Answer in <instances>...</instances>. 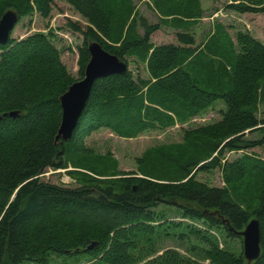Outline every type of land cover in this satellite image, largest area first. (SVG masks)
<instances>
[{"label":"trees","instance_id":"trees-1","mask_svg":"<svg viewBox=\"0 0 264 264\" xmlns=\"http://www.w3.org/2000/svg\"><path fill=\"white\" fill-rule=\"evenodd\" d=\"M55 1L86 23L66 22L83 39L77 78L62 64L52 33L0 45V264H55L54 256L79 254L96 264H197L173 249L156 256L155 243L175 237L192 253L195 243L205 244L201 256L209 264H247L242 253L220 249L210 232L242 241L238 233L252 219L259 225L260 255L250 264H264V162L248 154L223 156L264 145V118L258 117L264 44L244 32L233 39L215 22L212 34L196 45L191 30L203 13L198 0H169L174 17L166 23L176 29L175 42L161 45L150 42L160 24L133 14L129 0H0V18L12 10L18 21L32 13L47 19ZM236 1L226 8L264 14V0ZM89 42L125 64L135 58L148 78L127 70L96 80L71 138L55 142L59 97L84 77ZM215 101L225 106L216 122L184 130L182 143L146 150L135 173L117 171L115 160L113 167H101L85 146L102 129L134 139L184 124ZM68 164L76 185L40 179ZM214 169L222 187L196 180L199 172ZM160 206L176 211L180 221L160 215Z\"/></svg>","mask_w":264,"mask_h":264},{"label":"rangeland","instance_id":"rangeland-1","mask_svg":"<svg viewBox=\"0 0 264 264\" xmlns=\"http://www.w3.org/2000/svg\"><path fill=\"white\" fill-rule=\"evenodd\" d=\"M132 13L144 17L151 24H160V29L153 33L150 42L153 45L171 44L175 42V32L170 23L173 14L169 0H129ZM203 11L202 17L198 24L192 27L191 32L194 34L196 45H199L207 39L213 31V24L220 22L223 24L230 36L234 39L237 32L248 33L251 37L264 44V14L244 13L238 14L226 8L227 5L237 4L239 1L232 0H198ZM168 8L171 15H167ZM67 20L76 21L82 27L86 25L84 20L75 13L66 3L55 1L52 11L47 19L41 18L38 14L32 13L25 15L17 21L14 29L10 33V38L20 40L33 33H52L51 41L60 51V59L65 66L67 72L77 78L78 74V56L77 49L82 45V36L70 32L66 27ZM185 20V19H184ZM189 23L194 22L191 20ZM142 34V31L139 30ZM128 70L132 72L133 77L148 78L145 66L142 63H135V58H127ZM225 109L222 101H215L206 111L188 122L175 125L168 129H155L141 133L134 139H121L111 133L109 130L102 129L92 133L85 139L84 143L88 150H91L93 160L101 167L111 168L116 163V170L124 174L136 172L137 161L140 160L143 153L157 146H171L182 143L184 130L197 126L212 124L220 117V112ZM258 117L264 118V104L259 105ZM245 137L249 140L255 138L254 133H246ZM242 154L256 156L264 162V145L248 150H240L238 152H225L224 158L234 160ZM74 170L71 165H67L64 169L52 170L48 169L40 177L42 181L63 186L76 185L69 178L68 172ZM88 174V173H87ZM196 180L205 183L210 187L220 188L223 186L220 171L214 169L207 172H199L196 174ZM160 215L165 216L169 221H180V215L169 208L158 207L156 209ZM187 222L186 220H182ZM189 223V222H188ZM210 235L216 238V242L220 249L227 248L229 251L238 255L242 253V241L237 239H229L220 231L214 230ZM194 238H190L193 241ZM155 246L157 255L163 253L167 249L176 250L182 256H188L192 261L196 260L197 264H209L208 260L202 258V250L207 246L201 243H195V252L189 251V245L181 243L175 238H160ZM190 254V255H189ZM52 262L55 264H96L86 254L54 256ZM21 264H30L27 261Z\"/></svg>","mask_w":264,"mask_h":264},{"label":"water","instance_id":"water-1","mask_svg":"<svg viewBox=\"0 0 264 264\" xmlns=\"http://www.w3.org/2000/svg\"><path fill=\"white\" fill-rule=\"evenodd\" d=\"M18 21V15L12 11H6L0 18V45L7 44L10 33ZM89 61L84 69V77L72 83L65 93L59 97L61 107V120L55 142H66L72 136L77 121L88 100L93 83L101 78L112 75H122L127 70V64L113 54L103 50L97 42H89L87 45ZM9 117H15V113H9ZM242 239V255L250 264L260 255L259 225L257 220H250L244 230L238 233ZM95 243L88 246L92 249Z\"/></svg>","mask_w":264,"mask_h":264}]
</instances>
